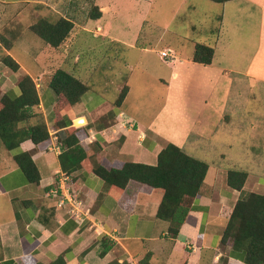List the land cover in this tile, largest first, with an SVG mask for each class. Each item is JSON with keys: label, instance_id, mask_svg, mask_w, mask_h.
<instances>
[{"label": "crops", "instance_id": "1", "mask_svg": "<svg viewBox=\"0 0 264 264\" xmlns=\"http://www.w3.org/2000/svg\"><path fill=\"white\" fill-rule=\"evenodd\" d=\"M22 2L0 0V31L9 32L8 37L14 33L13 38L0 39V98L5 93L18 96V82L30 76L38 89L39 111L50 138L39 145L26 141L14 152L32 153L40 173L38 184L28 182L11 153L0 155V264H52L59 258L65 264H246L245 253L230 244L223 245L222 237L236 203L251 193L264 194V185L253 181L255 178L249 180L250 173L240 170L248 176L245 186L242 191L231 188L227 177L232 170H226L225 176L223 169L214 164V158L224 160L225 154L219 152L222 150L213 140L222 129L226 137L231 128L257 126L249 115L257 111L250 104L255 88L264 86V0L224 3L233 4L231 14L239 31L235 30L233 36L223 35L228 45L224 47L226 55L216 61L214 49L212 64L196 63L193 55L180 58L176 54L171 63L160 58L171 69V84L157 111L152 107L125 108L132 92L127 85L120 86L114 99H109L99 83L103 77L95 78L91 84H99L97 88L82 80L83 76L96 77L102 68L98 62L91 63L90 59L95 58L90 55L92 50L79 47L80 43L88 34L113 39L100 20L94 27L75 24L70 40L60 49L46 44L37 55L29 53L38 44L25 32L15 31V24L26 12L19 8ZM225 18L226 11L222 22ZM22 39L25 43L20 42ZM19 46L28 50L23 53L30 55V60L24 62L16 56ZM5 55L19 63V71L1 62ZM58 69L88 86L70 113L73 127L83 137L80 145L87 158L81 168L71 172L63 171L60 163L63 148L59 142L66 134L64 128L57 127L61 119L54 111L58 97L49 87ZM126 86L128 94L121 107H116ZM127 119L134 123L125 124ZM219 143L225 144V138ZM169 144L208 165L204 183L176 238L169 235V223L157 218L161 191L132 180L116 197L93 171L94 165L110 167L116 163L156 166L159 154ZM206 144H210L208 152L203 149ZM258 150V146L253 148L255 168L264 165ZM260 175L264 176V172ZM64 176L70 178L67 185L84 203L87 215L81 222L71 217L68 204L58 205ZM223 181L226 184L218 187Z\"/></svg>", "mask_w": 264, "mask_h": 264}, {"label": "rangeland", "instance_id": "2", "mask_svg": "<svg viewBox=\"0 0 264 264\" xmlns=\"http://www.w3.org/2000/svg\"><path fill=\"white\" fill-rule=\"evenodd\" d=\"M95 7L102 12V17L97 20H100L105 32H110L114 42L104 36L94 38L93 35L84 33L88 38L79 47L82 45L85 50H92L90 55L95 58L90 59L91 63L98 62L102 72L96 77L94 74L90 79L85 76L81 78L91 88H97L99 84H91L95 78L100 80L103 77L99 83H102L109 99H114L120 86L130 87L132 92L124 104L125 108L152 107L157 111L164 104L171 84V69L161 62L160 58L166 62L161 57V51L170 48L176 52L177 57L187 58L194 54L196 44H206L216 50L217 61L222 55H226L224 47L228 45H225L223 35L233 36L234 31L238 30L231 14L233 4H218L210 0H23L19 8L26 12L20 17L22 20L15 24V31L18 30L19 34L25 32L35 40L38 45L32 47L29 53L37 55L46 44L37 35L30 33L35 24L41 20L54 23L64 17L74 25L89 24L94 27L98 22L91 18ZM224 11L226 18L222 22ZM100 33L98 31V35ZM0 35L13 38L14 33L8 37L9 32L5 30L0 31ZM20 42L25 43V40ZM27 51L19 46L15 53L25 62L31 59L30 55L23 53ZM231 54L233 53H229ZM262 92L264 86L259 85L250 99V104L257 111L250 114L249 119L257 123V126L247 128L250 124L244 129L231 128L226 137L222 129L218 131L213 144L216 148L220 147V153L225 154L224 160L214 158V164L223 169L225 176L226 170H243L250 173L249 180L255 178L253 181L264 185V176L260 175L264 172V165L259 168L253 166V148L256 146L259 148L258 158L264 163V128L260 126L264 125ZM224 138L225 144H220L219 141ZM207 148H210V144L204 145L203 149L208 152ZM4 154H7L6 149L0 144V155ZM215 156L217 157V153ZM209 158H213L212 152ZM224 184L225 181L220 182L218 187Z\"/></svg>", "mask_w": 264, "mask_h": 264}, {"label": "trees", "instance_id": "3", "mask_svg": "<svg viewBox=\"0 0 264 264\" xmlns=\"http://www.w3.org/2000/svg\"><path fill=\"white\" fill-rule=\"evenodd\" d=\"M210 1L224 4L231 0ZM91 16L93 20L100 19L102 12L95 7ZM73 28L74 23L63 17L54 23L39 21L33 26V33L45 44L60 49L70 40ZM214 54L211 46L196 44L192 60L209 65L213 62ZM1 62L14 72L20 69L19 63L10 55L3 56ZM49 87L58 97L54 111L61 119L57 122V127L64 128L66 134L59 142L63 148L60 163L63 171H75L81 168L87 153L80 145L83 137L79 136L80 130L73 127L70 113L87 93L88 86L69 72L58 69L51 77ZM18 88V96L5 93L0 98V144L12 154L13 161L28 182L38 184L40 173L32 159V153L14 152L26 141L35 145L48 141L50 133L43 114L39 111L40 98L36 83L30 76H24L18 82ZM128 90L127 86L122 89L115 103L116 107H121ZM93 171L113 190L116 197L122 194L132 180L161 191L163 197L157 218L170 223L169 235L176 238L204 183L208 165L169 144L159 154L156 166L116 163L110 167L94 165ZM247 178L246 173L232 170L228 173L227 183L231 188L242 191ZM222 244H230L234 249L243 251L246 264H264V194L251 193L236 203L224 231ZM52 264H65V261L59 258Z\"/></svg>", "mask_w": 264, "mask_h": 264}, {"label": "built area", "instance_id": "4", "mask_svg": "<svg viewBox=\"0 0 264 264\" xmlns=\"http://www.w3.org/2000/svg\"><path fill=\"white\" fill-rule=\"evenodd\" d=\"M175 54L176 53L173 50L166 49L161 52V57L165 59L166 62H173L175 60ZM121 116L126 119L124 114H121ZM126 121L131 124L134 123L127 119L124 120L125 124ZM69 181L70 178L68 176H64L61 181L62 183L60 185H62L63 193L58 205L59 207H63L68 204L71 207L69 212L71 217L77 222H81L87 215V212L84 210V203L79 199V195L71 189L70 185H67Z\"/></svg>", "mask_w": 264, "mask_h": 264}]
</instances>
